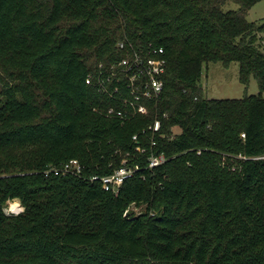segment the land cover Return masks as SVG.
<instances>
[{"label":"trees","instance_id":"trees-1","mask_svg":"<svg viewBox=\"0 0 264 264\" xmlns=\"http://www.w3.org/2000/svg\"><path fill=\"white\" fill-rule=\"evenodd\" d=\"M259 1L0 0V264H264V19L247 18ZM120 42L166 59L162 95L126 122L86 82L127 54ZM218 62L259 93L206 97ZM125 158L139 169L118 194L91 179ZM72 159L80 174L46 173ZM15 199L23 210L7 213Z\"/></svg>","mask_w":264,"mask_h":264},{"label":"built area","instance_id":"built-area-1","mask_svg":"<svg viewBox=\"0 0 264 264\" xmlns=\"http://www.w3.org/2000/svg\"><path fill=\"white\" fill-rule=\"evenodd\" d=\"M120 49H127L124 42L118 44ZM164 49L153 46L142 47L139 50L129 47L127 54L110 66L100 63L96 74L92 73L86 79L88 84H95L101 92L107 93L116 102L106 111L107 117L116 118L122 122L129 121L138 114L147 115L149 105L147 101L158 99L164 91L163 75L166 72V59L163 57ZM153 135L161 130V120L156 119L152 127ZM146 130H144L145 132ZM134 140L138 135H134ZM152 145H156L154 137ZM138 151H143L137 147ZM166 161L164 154L153 155L149 160V167L154 168ZM139 166L131 167L127 159H123L121 167L112 174L103 177L93 176L92 180H100L106 191L118 194L125 180L133 176ZM82 166L77 159H72L61 167H51L46 173L54 172L56 175L80 174ZM142 207L135 204L129 210L140 212ZM23 208L20 209L21 212ZM12 212V211H11ZM7 213H9L7 209ZM18 213V212H16Z\"/></svg>","mask_w":264,"mask_h":264},{"label":"rangeland","instance_id":"rangeland-1","mask_svg":"<svg viewBox=\"0 0 264 264\" xmlns=\"http://www.w3.org/2000/svg\"><path fill=\"white\" fill-rule=\"evenodd\" d=\"M224 9L237 10L239 5L229 1L224 6ZM247 18L253 22H260L264 19V0L256 3L249 10ZM202 84L204 95L208 98L233 99L259 93V84L255 77L252 76L250 78L247 86L240 81V64L238 62H233L227 67L221 62L206 64L203 70ZM175 132H180V130L175 128ZM18 201L10 202L8 206L9 212L12 211V204L19 203ZM21 208L23 207L19 206L18 210L20 211Z\"/></svg>","mask_w":264,"mask_h":264},{"label":"bare ground","instance_id":"bare-ground-1","mask_svg":"<svg viewBox=\"0 0 264 264\" xmlns=\"http://www.w3.org/2000/svg\"><path fill=\"white\" fill-rule=\"evenodd\" d=\"M15 200H16V199H15ZM18 202H19V201H18ZM19 206H22V205L20 204V202H19V203H15V204L13 203V204H12V208H11V209H12V212H14V211H19V210H18Z\"/></svg>","mask_w":264,"mask_h":264},{"label":"water","instance_id":"water-1","mask_svg":"<svg viewBox=\"0 0 264 264\" xmlns=\"http://www.w3.org/2000/svg\"><path fill=\"white\" fill-rule=\"evenodd\" d=\"M203 84H201V86H202Z\"/></svg>","mask_w":264,"mask_h":264}]
</instances>
